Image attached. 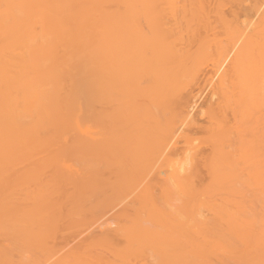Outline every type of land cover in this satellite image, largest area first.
<instances>
[{"label":"bare ground","instance_id":"1","mask_svg":"<svg viewBox=\"0 0 264 264\" xmlns=\"http://www.w3.org/2000/svg\"><path fill=\"white\" fill-rule=\"evenodd\" d=\"M0 264H264V0H0Z\"/></svg>","mask_w":264,"mask_h":264},{"label":"rangeland","instance_id":"2","mask_svg":"<svg viewBox=\"0 0 264 264\" xmlns=\"http://www.w3.org/2000/svg\"><path fill=\"white\" fill-rule=\"evenodd\" d=\"M203 92H205V90H204ZM206 92H207V90H206ZM205 94H206V93H202V94L198 97L199 99H198L197 106H199V105L201 104L200 106L203 107V106H205V105L208 104V103H206V104L204 103V100H205V101H208V100H207V98H208V97H207L208 92H207V95H205ZM205 97H206V99H205ZM208 102H209V101H208ZM204 104H205V105H204ZM194 106H195V105H194ZM201 107L196 108V106H195L196 109H195V110L192 109V110L195 111L193 114H197V116L194 115L195 117H197V120H198V118L201 119V117H200V116H201V111H200V108H201ZM192 112H193V111H192Z\"/></svg>","mask_w":264,"mask_h":264}]
</instances>
